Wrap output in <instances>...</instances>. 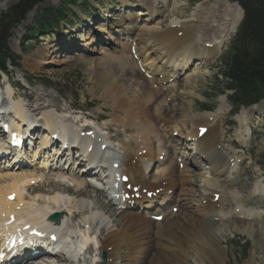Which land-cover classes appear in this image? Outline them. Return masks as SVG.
Wrapping results in <instances>:
<instances>
[{
	"label": "bare ground",
	"instance_id": "1",
	"mask_svg": "<svg viewBox=\"0 0 264 264\" xmlns=\"http://www.w3.org/2000/svg\"><path fill=\"white\" fill-rule=\"evenodd\" d=\"M132 1L141 11L138 14L125 15L118 22L127 24L126 28L121 26L122 29L116 33L122 37L121 51L110 55L104 52L106 56L103 59H85L91 69L93 92L94 89L101 92L104 106L111 107L112 113L106 124L102 128L85 129V126L99 122L103 117L82 110L77 111L72 107L68 111L72 117L82 116L80 124H75L72 117L63 116V113H68L67 110H61L60 115L53 112L42 115L45 111L43 110L38 116L43 117L42 121L50 132L49 136L57 134L58 131L63 132L65 136L70 133L72 138L88 144L84 148L92 147L88 164L101 170L102 175L108 172V168L118 164L121 178L128 177L129 180L128 184L122 185L124 193L120 198L132 194L127 190L128 185L137 188L135 195L142 200L138 205L141 211L121 212L118 215L128 214L117 220L110 215V209H114L115 205L113 202H109L105 196L109 203L101 207L99 201L94 200L88 193V189H91L100 196L105 195L93 183L87 180L75 183L62 175L59 180H46L50 190H43L42 185H37L45 177L46 168L33 171L13 168L12 171L22 172L0 175V179L10 180L9 183L0 185V229L3 230L0 237L7 236L11 230V221H15L21 226L19 228L14 225L15 229L18 227L17 229L24 231L28 227L42 234L52 231L61 234L64 231L63 234L70 239L72 236L79 237L83 242L81 250H76L68 256H37V259L30 263H25V259H22L19 264H80L84 261L90 264L87 257L82 259L79 256L95 236L98 240V254L107 255L110 264H119L120 250L123 247L127 248L129 259L126 264H185L190 258L195 264H227L229 251L225 244L228 241L227 235L232 232L231 227L225 223L228 218L233 217L232 228L235 231L247 234L253 239L258 230L264 233V211L246 210L238 193L227 192L222 188L223 181L231 182L245 161L243 150L241 157L236 154L230 156L229 151L222 150L226 136L221 130L227 113L226 100L221 102L222 105L216 114H194L189 102L187 107L180 109L186 114L182 118L180 116L181 120L173 116L175 106L172 101L176 96H172L173 99L169 101V96L179 90H183L187 98L194 95L193 82L198 76L197 72L214 62L222 47L236 34L243 18L241 9L227 0H218L219 3L214 6L205 1L195 8L190 19L180 20L174 15L178 9L176 4L168 19L163 21L164 12L160 11L152 0ZM159 1L161 9L169 8V0H166V5ZM123 4L126 6L125 2ZM236 11L238 15L233 18L232 14ZM29 18L31 14L27 20ZM111 22L109 21L110 27L113 26ZM101 30L103 32L105 28ZM85 38L87 45H93L98 41L97 32L91 31ZM74 42L75 40L70 43L71 48L78 47ZM64 47L58 44L39 50L29 58V63H32L28 65L29 68L40 70L47 63V54L59 55ZM134 50L135 56L132 55ZM51 63L58 67L64 65L63 60H53ZM165 67L171 69V72ZM184 76L185 81L182 79ZM180 81L184 83L179 85ZM4 82L6 85L0 88V93L15 97L9 81L6 79ZM169 82L171 91L167 95L164 83ZM33 95L30 93L27 97ZM50 97L51 101L42 97L37 100L43 102L40 105L49 102L53 107L59 108L58 102ZM14 103L15 101L11 108L18 121L25 122L30 118L28 125L34 126L36 122L32 115H36L34 112L40 108L33 110L31 104L24 107ZM263 108L264 105H259L243 109L236 116L240 128L235 136L241 144L244 145L249 140L253 126L264 124L256 117ZM13 126L17 127L16 123H13ZM112 126L118 129L117 139L119 136L124 138L117 144L107 139ZM188 127L191 131L183 132L188 131ZM202 128H207L208 131L201 138L199 132ZM34 129L35 134L37 130L35 127ZM168 130L184 135L182 137L185 149L190 145L194 146L193 156L199 157L209 165L208 174H202L193 180L195 174L187 168L188 165L180 168L181 163L175 156L169 155L166 146L167 139L173 148L172 136L166 135ZM82 132H92L94 136L81 138ZM48 143L47 137L41 147H46ZM103 147H106L105 151H102ZM77 153L79 155V151ZM83 153L85 152L81 151L80 155ZM99 156H108L109 159L105 161ZM77 157L69 158L65 164L80 165V159ZM155 163L159 164L156 172L151 169V164ZM47 165L50 166V163ZM15 166L14 162L13 167ZM68 183L74 184L73 190L66 186ZM197 183L201 192L195 191ZM32 190H37L41 195L32 196ZM148 194H152V198L149 199ZM11 195L16 198L14 202L7 200ZM216 195L219 196L218 201L215 200ZM256 195L262 196L260 204L264 205V179L254 185L251 196ZM228 197L233 199L234 206L226 213L225 201ZM82 198L87 199L86 206ZM83 206L87 213L85 215L81 211ZM174 208H178L177 214L173 212ZM97 210L98 213L95 212ZM53 213H62L60 223L49 220V215ZM150 216H164V219L157 223L149 219ZM81 217L83 220L78 228L72 229L73 221ZM256 218H262L258 228L254 225ZM238 223L245 228L239 229ZM223 226L226 227L225 230H222ZM254 242L257 244L255 239ZM259 246L264 260V243ZM92 253L93 247H89L86 255L92 256Z\"/></svg>",
	"mask_w": 264,
	"mask_h": 264
},
{
	"label": "rangeland",
	"instance_id": "2",
	"mask_svg": "<svg viewBox=\"0 0 264 264\" xmlns=\"http://www.w3.org/2000/svg\"><path fill=\"white\" fill-rule=\"evenodd\" d=\"M20 1L21 0H0V15L8 13L12 8L18 5ZM123 1L125 2L126 5L125 7H128L129 5H133L132 0H103L98 5L94 3L95 1H91V0L87 2V4L85 0H76L75 5L80 6L81 8L78 9L77 7H73L72 5L65 6L67 5L66 0H45L43 5L36 7L32 12H30L29 14H31V18L27 20V17L29 15L28 14L25 20L20 25L16 26V28L12 31V37L9 41L10 50L14 54L18 55L20 60L17 62V64L19 65V69H14L12 67H9L7 73L9 77L7 79L10 81V83L18 86V89H15L14 91L16 93L15 95L13 92V95L15 96L14 98H19V100L21 99L23 103L26 105L22 104L19 100L14 104L21 105L24 107H28L31 104L33 110H37L40 108L39 110L34 112L37 116L43 110L45 111H43L42 115L49 114L51 112L60 115L61 110L68 111L72 107L70 105H74V107L83 110H88L85 111V113L88 112L89 114H92L94 116L99 115L101 116V118L103 117L100 121L105 122L104 123L105 125L106 121H108L109 119L110 114L112 113L110 105L109 107L104 106V102L101 99V92H98L95 89L93 92V84L90 78L91 69L88 66V63H86L84 57L80 56L75 60L76 56L71 58L69 56L72 54H77L78 52H82L79 53L78 55H84L88 60L98 59V58L101 59L106 56L102 52L101 48H109L110 49L109 52L112 54L113 52L120 49L118 47V44H120L121 43L120 41L122 40L121 39L119 40L117 35L113 36L112 34H110V25H108V21H110L109 16H111L112 18L111 24H113L111 28L112 31L117 30L118 32L120 30L118 28L120 26V24L118 23L120 17L121 15H124L126 12H128L126 8H123L124 6ZM90 2H92V4ZM153 2L157 6L159 5L157 4L159 3V0H153ZM203 2H205V0H171V5L169 6V10L170 9L173 10L177 6L176 4H178V9L174 15H176V18L180 20H185V19L188 20L193 15L195 8L198 5L202 4ZM218 3H219L218 0H210L209 5L214 6ZM63 6H65L66 10L65 8H63ZM46 7H50V8L52 7L55 8L56 10H62L63 12L62 14L65 16L66 22L62 21L60 23L59 28L51 27L52 29H49L48 32L46 33L41 32L37 38H33L32 36H29V33L31 31H34L35 29L41 28L40 24L36 22V17L41 12L42 8H46ZM159 9L162 11L161 6H159ZM138 10L136 11L135 9V13L138 12ZM166 10H168V8H166ZM169 10L164 13V17L162 18L163 21L167 20L168 16L171 15L170 12L171 10L170 11ZM169 12L170 15H168ZM232 15L233 18L237 16L238 15L237 11L234 12V14ZM26 20L27 22H25ZM66 23L70 24V26L69 27L64 26ZM54 25L55 24L53 23L52 26ZM103 28H105V31L102 32L101 29ZM91 31L97 32L99 42L101 41L102 43L97 44L95 47L94 46L86 47L85 44L87 38H85L86 41L83 40L82 38L85 37V35ZM74 40H75L74 43L77 44L78 47L74 48L71 52H68L66 49L70 47V43ZM232 40L230 41L229 44H228L229 41L226 43L225 47H223V49L220 51L221 53L220 52L218 53L216 60L212 62L211 65H209L210 67L209 66L204 68L202 67L201 70L197 72L198 76L194 78V82H193L194 95H192L191 98L185 97L184 95L185 92L183 90L182 91L179 90L178 93L175 91L177 95L175 94L176 98L174 97L175 99L172 102L173 105L175 106V110H173V116L176 119L181 120L183 115H186L184 112H181L180 109L183 107H187L189 105V102L192 105L194 114H206L207 110L212 111V113L209 114H216L215 112L219 110V107L222 105L221 102L227 99L225 97L231 95V92H227L225 96L219 97L218 95L220 94L218 91L224 89L226 86V83L221 76V71L222 68L224 67V60L226 59L225 56H227L230 51ZM58 44L60 46H65L59 55L51 54L48 56L47 54V63L44 64L40 70L36 71L29 68L28 65H32V63H29L30 61L29 58L33 57L34 56L33 54L36 55L39 50L49 48V46H56ZM73 58L75 61L73 60ZM53 60L56 61L63 60L64 65L61 67L55 66L54 64L51 63ZM168 71L170 72V70ZM75 78H78L77 83H74L76 81ZM25 79H27L29 83H27ZM183 80L185 81V79ZM184 81H180L179 85H182ZM5 85L6 82H3L0 85V88L3 86L5 87ZM167 86L169 87V85ZM169 89L168 91L170 92L171 90ZM165 91H166V86H165ZM169 92L167 95H169ZM30 93H33L34 95L33 97L28 98L27 94ZM50 96L53 97V100L58 102L59 108L53 107V105L49 104V102H47V104L45 105H40L43 104V102L37 100L38 98L42 97L47 101H51ZM25 98L29 102H27ZM169 98H170L169 101H171V96H169ZM218 101L220 103L219 107H218ZM12 104L13 103H11V105ZM202 106L205 108H202ZM68 107L69 109H66ZM226 110L228 113L226 114V116H224V125L222 126V129L227 131L228 134L226 136L227 142L224 141V144L225 143L226 144L225 145L223 144L224 146H222V150L225 152L229 151L230 152L229 155L232 156L233 154L234 156V154H236L234 150L240 152L242 151L240 145L243 144H241L238 141V138L235 136L236 131L240 128V124L237 122V118H235L237 122V128L234 131L232 138L230 139L229 137L233 133V128L236 126V122L231 117V108L227 107ZM66 114H70V112ZM75 116H80V115H75ZM259 116L262 119H264V110L260 113ZM66 117H72V116L70 114V116H66ZM39 118L42 117L39 116ZM226 120L228 121L229 124V126L227 127H226L227 124ZM97 125L100 126L101 124H97ZM112 129H114L113 134L110 135L111 138L114 139L116 134L118 135V129L117 127H113V126L111 127V130ZM169 132L170 131L168 130V132L166 133L167 136ZM188 132L189 131H186V133ZM170 134L175 137L174 141L175 143L177 142V144H175L174 146L177 147L176 145H178V152H180L179 148H181V146H179V144L183 143V140H181V137L179 138L173 132H170ZM120 137L123 136L118 137L116 144L118 143ZM229 139L230 142H232L233 141L232 139H234V141L239 143L240 145L234 142L236 146L239 147L240 149H233L232 147L228 148L227 146ZM165 141L168 143L167 139ZM248 142L249 144H245L243 148L245 151L244 156L246 157L247 161L243 164L242 170L239 171V175H237L235 180L234 181L232 180L233 182L231 183H228V181L224 182L222 188H224L225 191L227 192H236V193L238 192L242 197L245 207L250 208L252 210L254 209L256 210L258 208V210L264 211V205L260 204L262 202L259 203L261 198L259 197L253 198V196H251L253 193L252 189H254L253 186L254 183L256 184L257 182H259V180L264 179L262 176L263 174H261V178L259 179L260 173L261 172L264 173V126L260 128L256 126L255 128H253V135L251 137V140L250 141L248 140L246 143ZM172 149L169 150L170 155H174L175 153L174 150H176L175 148ZM188 152L192 154V149H189ZM181 154L183 155L185 153H181ZM181 154L178 155L175 154V156L177 155L176 158L179 160L180 163H182V161H180V159H182ZM241 156H243V154H241ZM189 162L190 159L189 160L187 158H185V160L183 159V164H189ZM195 162H197V160ZM190 165L191 164L188 165L189 168H191ZM198 167L200 166L198 165L197 168L193 167V169H191L193 173H195V177H192L193 180L198 179V176H201L202 174L206 175L208 171V167H207V171L205 170L206 165H202L200 168ZM64 168H65L64 171L60 169L54 171L53 173L51 172V174L48 177H46V180H50V181L59 180L62 174H65V176L69 180H73L72 178H76L74 179V182L82 181V179H77L78 177L76 176L78 175V173L75 172L74 175L72 176V174L70 175L68 173L70 169H68L67 166L66 167L64 166ZM8 172L9 171H3V172L0 171V175ZM21 172L22 171H18V172L11 171L9 173H21ZM9 182H10L9 179L6 180L0 179V185H5ZM40 185L41 184H38L37 186ZM195 186H196L195 191L198 190V192H201L199 183H197ZM41 189L50 190L48 188V183L42 182ZM36 191L37 190L35 191L32 190L31 195L32 196L41 195L39 192ZM88 193H90V195L93 197L94 200L96 199L97 201H99L101 207H103L104 205L106 206L108 205V203L106 202L105 195L100 196L98 195V193L94 192L91 189H88ZM249 194L251 197L249 196ZM69 198H73V197H69ZM82 199L85 201V206H86L87 199L86 198H82ZM226 204L227 205L230 204V207L228 208L229 210H232L231 206H234L233 205L234 202L232 198L229 197L226 201ZM85 206L81 207V211L84 215L87 214L85 213L86 210ZM95 212L98 213V210ZM127 214L128 213L118 215L115 213L114 209H110V215L117 218V220H119L120 218L122 219ZM82 220L83 217L75 220L76 222L73 221L75 222L74 225L76 227L75 226L72 227L71 225V228L77 229L78 225L81 223ZM233 221H234L233 218L227 221V224L231 227V231H232L227 235L228 241L225 244L229 251V260L227 261V264H264V260L262 259V254L259 246L260 243H264V233L261 230L257 231V234L254 238L257 244H255L253 238H251L247 234H243L242 232L235 231L234 228H232ZM254 223H256L254 224L256 225V228H258L257 225H259V222L254 221ZM238 227L241 230L245 228V226H242V224L240 223H238ZM225 229L226 227L223 226L222 230ZM96 242H98L97 237H96ZM96 249H99V247L96 246L95 244L93 246V253H92L94 254L95 251L94 257L97 256L98 250ZM120 255L121 258L119 264H126L129 260L127 259L128 254L126 247H123L120 250ZM106 261L103 262V264H110L109 260L107 261L108 263ZM89 262L91 263V258L89 259ZM80 264H88V262L84 261L83 263ZM185 264H195V262L193 259L190 258ZM206 264H211V263L206 262Z\"/></svg>",
	"mask_w": 264,
	"mask_h": 264
},
{
	"label": "trees",
	"instance_id": "3",
	"mask_svg": "<svg viewBox=\"0 0 264 264\" xmlns=\"http://www.w3.org/2000/svg\"><path fill=\"white\" fill-rule=\"evenodd\" d=\"M44 1L21 0L8 13L0 15V75L7 74L9 67L19 68L17 62L20 58L9 47L12 31L34 8L43 5ZM85 1L87 4V0ZM230 1L238 3L244 10V20L221 71L226 86L218 92L223 94L233 91L231 102L237 107H247L264 99V0ZM66 2L65 6H74L76 0ZM62 13V10L52 7L42 8L36 17L41 28L31 31L29 36L37 38L41 32L46 33L51 27H58L65 19ZM75 80L74 83H77L78 78Z\"/></svg>",
	"mask_w": 264,
	"mask_h": 264
}]
</instances>
